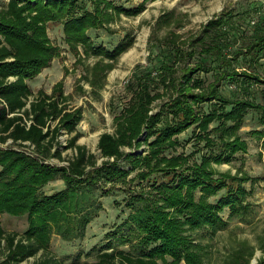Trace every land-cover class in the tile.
<instances>
[{
    "label": "trees",
    "instance_id": "obj_1",
    "mask_svg": "<svg viewBox=\"0 0 264 264\" xmlns=\"http://www.w3.org/2000/svg\"><path fill=\"white\" fill-rule=\"evenodd\" d=\"M148 1L155 0H143L129 9L112 0H7L0 7V145L28 143L37 155L36 159L0 147V216L27 213L29 217V227L21 235L6 233L0 226L1 264H21L31 258H36L31 264H66L48 249L50 223L62 240H81L87 225L102 210L101 198L110 195L107 185L123 183L136 170H142L136 175L141 180L160 176L176 183L171 187L160 184L158 188L168 194H161L157 201L135 197L133 205L138 206L95 261L68 264H166V256L172 264H204L198 248L191 249L193 242L186 233L206 230L215 235L227 226L220 215L225 209L228 219L246 211L243 203L248 194L242 184L248 178L240 172L219 174L213 165L229 164L237 154L247 152L238 131L249 112L257 115L263 128L251 134L264 138L262 2L251 0L237 11H224L186 39L175 33L182 24L174 19L173 11L161 15L149 37L150 42L160 30H167L162 40H154L161 62L155 61L150 68L135 67L127 86L132 96L115 117L113 133L98 137V157L76 144L75 128L82 115L79 109L66 112L62 85L58 83L49 96L34 97L27 84L58 57L47 35L48 23L62 24L71 52L78 54L81 48L87 56L101 57L93 66L98 81L132 47L133 39L126 35L111 50L94 48L88 30L112 33L110 24L121 15L137 16ZM200 73H210L212 81ZM158 86L162 92H155ZM164 97L166 101L154 111V102ZM213 123L217 126L210 128ZM191 127L197 131L196 141L204 142L208 152L199 162L184 154H167L175 151L177 137ZM60 130L71 135L64 150L75 153L66 167L56 168L44 162L65 161L55 144ZM142 144L147 145L145 155L134 153ZM98 159H102L100 164ZM121 163L129 169L124 170ZM58 176L64 190L38 197V188ZM221 191L224 194L209 202ZM135 234L138 241L130 244L131 250H121ZM248 260L236 252L231 263L248 264Z\"/></svg>",
    "mask_w": 264,
    "mask_h": 264
},
{
    "label": "rangeland",
    "instance_id": "obj_2",
    "mask_svg": "<svg viewBox=\"0 0 264 264\" xmlns=\"http://www.w3.org/2000/svg\"><path fill=\"white\" fill-rule=\"evenodd\" d=\"M117 6L129 9L136 7L143 0H112ZM263 3L264 0H253ZM7 0H0V7L6 4ZM251 0H155L144 4V10L135 17L120 16L109 25L112 33L104 30H88L93 47H103L107 50L113 49L126 35L133 39L132 47L121 55L114 65L103 78L96 81L98 76L93 69L94 64L98 63L101 57L87 56L82 49H78V54L71 52L64 41L63 26L61 23H48L47 35L59 54L53 59L48 68L43 69L40 74L27 84L34 97L39 93L51 95L54 87L60 83L62 93L65 97L66 112L79 109L81 119L75 128V133L79 135L77 145L84 146L86 150L96 157L98 137L102 133H113L114 119L127 107L132 96V88L127 86L131 84V77L136 66L150 68V65L156 61L161 62L157 50V43L154 40H162L167 30H160L152 41L149 42L152 28L156 20L167 12H174V19L182 24L181 28L174 29L182 39L190 38L196 35L201 27L211 18L218 16L222 12L237 11ZM87 8L91 10L90 4ZM170 29H173L172 27ZM152 46V47H150ZM153 49L152 52H150ZM198 55V54H197ZM192 61L196 62L198 56ZM106 61V60H105ZM157 65V64H156ZM153 72V71H152ZM208 82L212 81L211 74H202ZM264 79V72H263ZM95 82V85L92 83ZM155 92H162L161 86L154 88ZM166 101V97L157 100L153 104V110L157 111L159 106ZM258 101V100H257ZM203 110H207L206 105ZM258 117L255 113L249 112L245 117L244 124L238 131L241 139L247 144V152L239 153L229 164L213 165L214 170L219 174L230 172L232 175L241 173L248 178V181L242 186L247 192L244 205H247L246 211L240 217L228 219L229 211L225 209L220 215L227 226L210 235L206 230L187 232L186 235L191 239L193 248H198L204 264H232L231 260L236 252H241L246 258H249L248 264H264V138L259 139L251 133L260 131L263 128L258 123ZM57 121L51 123L55 126ZM29 125V123H27ZM217 126V123L210 125V128ZM197 131L194 127L188 129L185 133L177 137L179 146L174 152L169 151V155L184 154L190 156L193 161L199 162L201 156L208 152L204 147V142L196 141ZM143 133L140 140L145 139ZM71 135L65 130H60L55 139V144L61 151V156L65 161L57 159H47L44 163L59 168L66 167L67 160L74 155L72 149L64 150L68 144ZM1 148H11L27 156L37 159L34 149L28 143L20 146H12L10 142L0 145ZM147 145L142 144L136 148L138 154L145 155ZM54 150V149H53ZM52 150V151H53ZM132 150H127L131 152ZM102 159L97 160L100 164ZM124 170V163L120 164ZM144 170V169H143ZM142 171V170H141ZM141 171L130 172L124 182H118L107 185L110 192L108 197L101 198L102 210L97 217L93 219L86 227L84 237L81 240H62L53 229V223H50L49 229V251L62 260L64 263L93 262L97 254L107 245L108 240L114 237V232L119 231L120 225L127 220L128 214L138 206L134 198L140 195L150 201H157L161 194H168L160 184H168L170 187L176 183V180L170 177L151 176L147 180H141L136 175ZM214 178H219L215 175ZM172 184V185H170ZM65 185L59 179V176L38 188V197L49 196L53 193L64 190ZM225 191H221L217 196L209 199L213 203ZM198 193H196V197ZM35 217V216H34ZM35 222L37 219L35 217ZM0 226L6 233H16L21 235L29 227V217L27 213L21 216H11L2 214L0 216ZM138 241L136 234L133 235L131 242L126 243L121 250H131L130 244ZM197 246V247H196ZM1 252V251H0ZM252 252L251 257L248 254ZM1 256V255H0ZM36 258L26 260L21 264H31ZM166 264H172L169 256L165 257ZM1 264V257H0ZM164 264V263H161ZM177 264H185L180 261Z\"/></svg>",
    "mask_w": 264,
    "mask_h": 264
},
{
    "label": "built area",
    "instance_id": "obj_3",
    "mask_svg": "<svg viewBox=\"0 0 264 264\" xmlns=\"http://www.w3.org/2000/svg\"><path fill=\"white\" fill-rule=\"evenodd\" d=\"M263 10H264V7H263ZM254 24V21H251L250 22V27Z\"/></svg>",
    "mask_w": 264,
    "mask_h": 264
}]
</instances>
